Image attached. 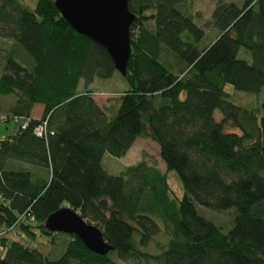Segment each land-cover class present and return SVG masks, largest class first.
<instances>
[{
    "label": "trees",
    "instance_id": "1",
    "mask_svg": "<svg viewBox=\"0 0 264 264\" xmlns=\"http://www.w3.org/2000/svg\"><path fill=\"white\" fill-rule=\"evenodd\" d=\"M191 3L127 0L135 18L115 110L87 87L116 71L110 56L73 30L54 0L33 9L0 0V38L13 42L0 48V96L14 97L0 113V125L13 122L0 135V264H264V100L247 108L224 90L264 89V0H216L209 42ZM43 121L47 133L36 136ZM143 136L158 144L165 171L143 158L108 173L103 155L121 157ZM167 171L179 178L181 198ZM196 205L232 210L231 224H216ZM64 206L96 225L112 250L99 255L50 231L45 220ZM16 227L46 237L48 250L4 235ZM159 230V252L143 250Z\"/></svg>",
    "mask_w": 264,
    "mask_h": 264
},
{
    "label": "rangeland",
    "instance_id": "2",
    "mask_svg": "<svg viewBox=\"0 0 264 264\" xmlns=\"http://www.w3.org/2000/svg\"><path fill=\"white\" fill-rule=\"evenodd\" d=\"M22 5L28 7L29 9H33L36 3V0H18ZM239 2V0H236ZM216 0H192L191 8L193 11L199 12L200 20H197V24H199L205 31V39L206 42L211 41L215 35L216 30L210 24L211 20V11L214 8ZM13 42L9 39L0 38V48L7 49L9 48ZM242 50L239 51L238 57H242ZM1 73V70H0ZM93 92L94 98L97 100L99 104L110 106V108L115 107V110L118 107V97L121 95L122 91L127 87V83L123 77L117 70L109 77L105 79L95 77L93 81L87 86ZM85 89L84 82L82 80L79 81L77 85V91H83ZM225 92L229 95V99L234 103L247 107L253 108L258 107L259 104L264 100V89L259 94H253L243 91H237L232 88L231 85L224 86ZM0 101L2 108L0 113L8 112V107L12 105L14 102V97L12 95L8 96H0ZM115 105V106H114ZM39 108H35V113L39 114ZM221 112L219 109H215L213 113V117L216 121L221 119ZM13 122H8L5 126L3 124L0 125V135L9 131L12 127ZM7 127V129H4ZM227 130L235 131L234 127L227 125ZM147 159L150 163H154L158 169L162 172L165 171V165L162 162L159 156V146L149 137H137L130 148L127 150L125 155L121 157H114L109 153H105L103 155L102 163L108 173L113 175H119L123 169L128 165H133L140 161L141 159ZM28 168H32L25 164ZM37 173H41L43 170L35 168ZM166 179L169 187L171 188V194L175 197L181 198L183 195V189L179 178L173 171L166 172ZM200 214L205 217L211 219L213 222L217 224V222L223 227H229L232 221L233 212L232 210H224V211H213L208 208L196 205ZM4 235L10 240L19 241L29 247H35L40 249L41 251L46 252L47 249V238L36 233L34 239H31L25 236L21 231L16 227L4 233ZM166 238L159 230V232L153 237L151 242H149L143 250L150 253L159 252V248L157 245L165 244ZM118 264H145L138 259H131L127 262L116 260Z\"/></svg>",
    "mask_w": 264,
    "mask_h": 264
},
{
    "label": "water",
    "instance_id": "3",
    "mask_svg": "<svg viewBox=\"0 0 264 264\" xmlns=\"http://www.w3.org/2000/svg\"><path fill=\"white\" fill-rule=\"evenodd\" d=\"M54 4L73 30L102 46L115 69L126 74L131 53L129 27L135 18L127 8V0H54ZM45 225L52 232L76 236L96 254L112 250L101 230L68 206L50 214Z\"/></svg>",
    "mask_w": 264,
    "mask_h": 264
},
{
    "label": "built area",
    "instance_id": "4",
    "mask_svg": "<svg viewBox=\"0 0 264 264\" xmlns=\"http://www.w3.org/2000/svg\"><path fill=\"white\" fill-rule=\"evenodd\" d=\"M3 116L0 117V120H3ZM26 125V122H23V125L22 127H25ZM47 133V130H46V122L43 121L41 123H39L35 128H34V134L36 136H45ZM32 220V218H31Z\"/></svg>",
    "mask_w": 264,
    "mask_h": 264
},
{
    "label": "crops",
    "instance_id": "5",
    "mask_svg": "<svg viewBox=\"0 0 264 264\" xmlns=\"http://www.w3.org/2000/svg\"><path fill=\"white\" fill-rule=\"evenodd\" d=\"M36 107H40L39 110H38V111H39V114H36V113H35V108H36ZM42 109H43L42 106H40V105H35V106L33 107V109H32L31 116L34 117V118H39L40 115H41V113H42Z\"/></svg>",
    "mask_w": 264,
    "mask_h": 264
}]
</instances>
